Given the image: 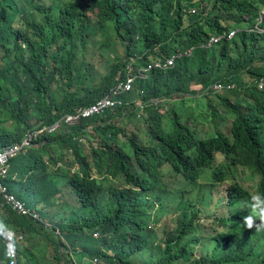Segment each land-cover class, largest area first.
I'll list each match as a JSON object with an SVG mask.
<instances>
[{"label":"trees","instance_id":"trees-1","mask_svg":"<svg viewBox=\"0 0 264 264\" xmlns=\"http://www.w3.org/2000/svg\"><path fill=\"white\" fill-rule=\"evenodd\" d=\"M86 1L67 0L62 8H45L33 0H0V54L6 60L8 47L17 54L0 69V149L93 104L129 74L137 76L133 89L121 96L123 107L76 126L63 125L64 134H44L26 154L11 160L7 182L15 194L34 209L51 196L64 197L72 211L69 223L54 226L59 233L49 234L44 224L17 215L0 197V225L25 240L35 233L47 237L54 246V264H74L70 254L77 253L78 240L85 247L80 256L88 264L96 259L97 264H135L132 258L150 244L146 220L154 205L149 194L167 169L204 192L226 186L217 199L223 230L214 232L208 254L195 253L200 210L181 201L174 217L176 228L163 233V248H157L162 257L158 264H264V220L252 229L243 224V217L251 212L245 202L264 195V0ZM233 31L236 34L229 39ZM98 35L105 37L103 50L121 46L125 58L118 57L103 84L87 88L86 97L47 100L55 72L70 77L78 57L76 45L85 52L90 36ZM213 37L222 39L210 45ZM174 54L179 57L172 68L146 71L150 64ZM245 75L250 82L243 83ZM231 83L235 89L224 91L228 96L219 97L216 108L208 102L216 127L232 119L229 131L216 129L199 138L197 130L183 122L186 99L199 93L193 86L212 94L211 87ZM67 85L72 87V82ZM136 93L147 112L146 133L153 146L144 145L138 131L130 134L114 121L131 108L137 117ZM180 97L183 100L172 102ZM165 103L171 105L166 116L160 112ZM30 112L33 121L28 120ZM120 132L128 136L124 144ZM52 147L59 149L57 158H48L57 178H37L38 172L48 170L43 161ZM70 156L75 157L72 173L59 166ZM39 211L43 220H54L46 209ZM80 220L83 225H78ZM21 245L19 253L25 256L27 250L20 252ZM4 257L0 237V260ZM18 264H23L20 259Z\"/></svg>","mask_w":264,"mask_h":264},{"label":"rangeland","instance_id":"rangeland-1","mask_svg":"<svg viewBox=\"0 0 264 264\" xmlns=\"http://www.w3.org/2000/svg\"><path fill=\"white\" fill-rule=\"evenodd\" d=\"M37 6L49 8L52 5L57 7H64L67 0H33ZM90 0L86 1L89 3ZM192 2V1H191ZM193 4L198 3V0L192 2ZM196 10V7H193ZM91 14V12H89ZM260 22V19L259 21ZM245 27V25H244ZM105 36V35H104ZM105 41V37L102 40L100 35L90 36V41L87 49L83 52L77 47V60L74 63V69L71 72L70 77H67L65 74H61L60 71H56V77L53 81L50 91L46 93L45 97L49 100V96L55 98L57 102H61L67 96H77V98H84L87 96V88L100 87L103 84V78L111 72V68L116 66L117 58L120 60L125 58L126 52L125 49L121 46H118L115 51L111 49L103 50L102 44ZM10 53L6 60H3L4 53L0 54V69H3L6 64L13 61L16 57V53L12 52V48L8 47ZM82 48V47H81ZM56 51V48L54 49ZM85 53V55H82ZM132 68V67H131ZM121 72H118L120 74ZM71 81L72 87H69L67 83ZM248 75L243 77V83L250 82ZM138 90V87L136 88ZM193 90L198 91L199 93L196 96L188 97L184 104V120L185 124L195 128L199 134V138H205L209 134H213L216 129H219L224 132L229 131L230 123L232 119H229L227 122H222L218 127L215 126V122L212 117L210 108L208 107V102L216 108L218 104L221 103L219 97H227L228 93L221 91L218 93H204L201 91L200 86H193ZM11 94L17 98L18 94L16 90H12ZM207 94V95H206ZM29 96V95H28ZM222 97V98H223ZM231 100L233 98H230ZM183 100L182 97L174 98L172 102ZM158 105L160 102H155ZM176 103V102H175ZM135 105L140 107V111L137 113V117L132 116L133 108L125 111L123 114L116 115L114 121L117 124V128L122 130L128 129L129 133L132 134L136 131L139 132V140L147 146H153L150 143V137L146 133L148 130V124L145 122L147 117V112L142 105V97L136 93ZM164 106L160 109L162 115L166 116L167 112L171 111V105L169 103L163 104ZM186 114L193 115V118L190 119ZM28 120H35L34 114L29 113ZM219 124V123H218ZM8 128L12 126V123L9 122L6 124ZM61 129V128H60ZM59 129V130H60ZM56 135L64 134L63 128ZM121 144H124L128 140V136L124 135L122 132L118 134ZM86 142H91L92 138H85ZM1 150V149H0ZM89 148H85V154L89 153ZM58 147H52L47 149V154L44 157V164H47L48 170L46 172H38L37 178L46 176L48 180L56 179L55 178V168L53 164L48 163V158L53 156L57 158L59 156ZM71 154V151H69ZM74 156H70L69 159H65L63 164H60V168L72 173L74 168L71 167L72 162L74 161ZM58 168V166H55ZM53 174V176L51 175ZM96 177V174H95ZM98 181L101 182L97 176ZM118 184V183H117ZM226 186L216 187L213 191L209 190L204 192L200 189L199 186H192L179 175H176L173 170H164V175L162 181L158 183V187L152 190L149 194V200L154 205L153 210L147 212V230L151 234L150 244L146 251L141 252L132 258V261L135 264H158L161 255L158 253L157 248L160 246L163 248L162 242L165 240L164 232H171L176 228L174 223V217L178 214L179 204L181 201L186 203H191L193 206L200 210V219L199 226L197 229V238L199 242L194 245V252L200 251L202 255L208 254L213 248V234L215 231H222L223 229L219 225L221 218V209L217 203L218 197L221 195L222 190H225ZM183 192V193H181ZM187 200V201H186ZM67 201L62 196L49 197L48 203H42L39 205V210L46 209L45 212H48L50 217L54 220H45V228H48L49 234H55L53 231L54 226L57 228L58 224H68V214L72 213L71 208L65 206ZM260 221H257L259 224ZM84 220H80L78 225H83ZM41 224H38L40 226ZM42 229L40 232H44ZM59 232L57 231L56 234ZM55 234V235H56ZM24 241L21 245L20 252L27 250L25 256L20 253V261L23 264H54L56 259L54 257V246L51 245V242L44 235L35 233ZM80 241H77V246L75 250L77 253L71 252L70 259L74 264H88L89 260L85 257H81V252H84L85 247L81 246ZM208 251L206 252V249ZM63 258H66L62 253ZM195 257H198V254H195ZM30 260V261H29Z\"/></svg>","mask_w":264,"mask_h":264},{"label":"built area","instance_id":"built-area-1","mask_svg":"<svg viewBox=\"0 0 264 264\" xmlns=\"http://www.w3.org/2000/svg\"><path fill=\"white\" fill-rule=\"evenodd\" d=\"M195 2V0H191ZM195 9H191L192 13H195ZM235 32H231L229 39L235 36ZM222 38L213 37L210 41V45L218 43ZM179 56L174 54L168 60L162 62H155L150 64L146 71H151L155 68H172L175 65V61ZM145 75V74H141ZM137 76L129 74L125 81L121 82L117 87L112 88L110 92L99 98L93 104L79 108L75 113L68 114L62 118L59 122L53 126H42L41 129L33 132H29L22 142L18 144L11 145L9 147L0 150V197L5 201V203L10 206V208L20 216L30 218L35 221L41 220L40 214L29 208L26 203L21 200L16 194H14L10 187L5 183V180L9 174V168L11 160L16 158L19 154L25 153L26 150L32 146L33 142L38 140L40 136L45 133L53 134L56 133L63 125L73 126L79 124L83 119H90L95 116L105 115L110 110H116L117 108L123 107L125 104L121 100V96L125 93L130 92L135 84V79ZM263 81H260L259 88H262ZM236 85L231 83L229 85L217 84L211 87L210 93H218L221 91H228L235 89ZM0 237L3 240L5 246V256L6 262L0 260V264H17L18 263V244L22 241V237L17 236L11 230L3 228L0 226ZM97 262V261H96Z\"/></svg>","mask_w":264,"mask_h":264},{"label":"clouds","instance_id":"clouds-1","mask_svg":"<svg viewBox=\"0 0 264 264\" xmlns=\"http://www.w3.org/2000/svg\"><path fill=\"white\" fill-rule=\"evenodd\" d=\"M235 32V31H234ZM236 33V32H235ZM84 108V107H83ZM83 120H85V119H83ZM76 125H78V124H76ZM76 125H73V126H76ZM42 128V126L39 128V129H41ZM39 129H37V130H39ZM37 130H34V131H37ZM29 132H33V131H29ZM28 132V133H29ZM58 132V131H57ZM56 132V133H57ZM27 133V134H28ZM26 134V135H27ZM45 134H48V133H45ZM53 134H55V133H53ZM26 135H25V137H26ZM43 136V135H42ZM24 137V138H25ZM41 137V136H40ZM39 137V138H40ZM36 141H38V140H36ZM36 141H34V142H36ZM22 142V141H21ZM34 142H33V144H32V146H30L27 150H26V152L25 153H21V154H26L28 151H29V149H31L33 146H34ZM18 143H20V142H18ZM18 143H15V144H18ZM14 145V144H13ZM3 149V148H2ZM21 154H19V155H21ZM18 155V156H19ZM9 170H10V168H9ZM9 178V174H8V177H7V179ZM7 179L5 180V183L10 187V189H11V191L15 194V192L13 191V189H12V187L8 184V182H7ZM22 200V199H21ZM27 205V204H26ZM245 206L246 207H248L250 210H251V212H250V214L249 215H246V216H244L243 217V224L245 225V227L246 228H248V229H252V228H254L256 225H257V221H259V220H264V195H261V194H256V195H254V196H252L248 201H246L245 202ZM30 208V207H29ZM31 209H34V208H31ZM34 210H36L39 214H40V217H41V220H39V221H35V220H33V221H35V222H37V223H39V224H44V225H46L45 223V220H43V218H42V216H41V213H40V211L38 210V209H34ZM17 214V213H16ZM20 216V215H19ZM21 217H24V216H21ZM25 218H27V217H25ZM30 219V218H29ZM32 220V219H31ZM1 227H3V228H5L4 226H2V225H0ZM7 229V228H6ZM8 230H10V229H8ZM13 232V231H12ZM17 236H20V237H22V241H20V243L18 244L19 246L22 244V243H24V241H25V239H24V236H22V235H17ZM3 241V240H2ZM19 246H18V263H19V259H20V253H19ZM1 261H3V263L4 262H6L7 260H6V256L4 257V260H1ZM97 261V262H96ZM95 264H97L98 263V260L96 259V260H94L93 261ZM17 263V264H18Z\"/></svg>","mask_w":264,"mask_h":264},{"label":"bare ground","instance_id":"bare-ground-1","mask_svg":"<svg viewBox=\"0 0 264 264\" xmlns=\"http://www.w3.org/2000/svg\"><path fill=\"white\" fill-rule=\"evenodd\" d=\"M12 210V209H11ZM18 215V214H17Z\"/></svg>","mask_w":264,"mask_h":264}]
</instances>
